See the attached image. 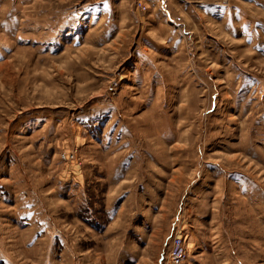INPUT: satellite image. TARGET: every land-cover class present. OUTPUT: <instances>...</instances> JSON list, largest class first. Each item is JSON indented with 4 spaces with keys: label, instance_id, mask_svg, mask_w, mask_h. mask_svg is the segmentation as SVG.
Masks as SVG:
<instances>
[{
    "label": "rangeland",
    "instance_id": "1",
    "mask_svg": "<svg viewBox=\"0 0 264 264\" xmlns=\"http://www.w3.org/2000/svg\"><path fill=\"white\" fill-rule=\"evenodd\" d=\"M139 1L0 0V264H264V0Z\"/></svg>",
    "mask_w": 264,
    "mask_h": 264
},
{
    "label": "built area",
    "instance_id": "2",
    "mask_svg": "<svg viewBox=\"0 0 264 264\" xmlns=\"http://www.w3.org/2000/svg\"><path fill=\"white\" fill-rule=\"evenodd\" d=\"M139 6L141 5V8L145 9L146 4H142L141 1L138 0ZM77 153L78 149L65 151L62 153V158L65 160H77ZM186 246L184 243V239L180 236H176L173 240L171 250L169 252V260L171 264H179L181 263L185 256H186Z\"/></svg>",
    "mask_w": 264,
    "mask_h": 264
}]
</instances>
